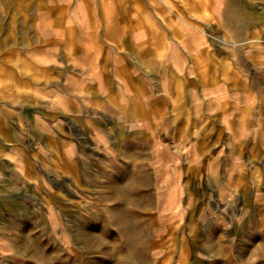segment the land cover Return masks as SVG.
Masks as SVG:
<instances>
[{"label":"crops","instance_id":"obj_1","mask_svg":"<svg viewBox=\"0 0 264 264\" xmlns=\"http://www.w3.org/2000/svg\"><path fill=\"white\" fill-rule=\"evenodd\" d=\"M21 5V23L11 30L8 22L0 41L7 51L0 61L3 212L10 179L23 187L80 165H90L89 175L110 163L134 167L128 178L140 186L143 147L158 192L173 184L187 196L205 179L227 215L238 189L251 182L264 207V36L253 46L206 40L214 28L198 21L221 19L223 0ZM244 30L228 33L258 27ZM3 237L0 264L9 248Z\"/></svg>","mask_w":264,"mask_h":264},{"label":"rangeland","instance_id":"obj_2","mask_svg":"<svg viewBox=\"0 0 264 264\" xmlns=\"http://www.w3.org/2000/svg\"><path fill=\"white\" fill-rule=\"evenodd\" d=\"M21 2L0 0V41L6 37L8 22H13L11 30L21 23L17 19L22 16ZM29 3L36 7L38 0H29ZM32 18V14H29L31 25ZM198 22L203 24L204 29L214 28L215 35L205 37L214 44L236 42L253 46L251 41H258L264 36V0H223L221 19H203ZM251 26L258 27V31L237 36L228 33L229 28L244 32L246 27ZM0 49V61L3 62L7 51L4 46ZM260 52L262 56L263 51ZM149 154V148L143 147L140 186L128 178L130 173L133 174L134 167L127 165L118 170L112 163L108 167L103 166V174L94 172L89 175L85 166L90 165H80L72 174L56 175L57 180L49 178V175L46 178H30L23 187L17 185V180L10 179L11 193L7 194L4 206L6 212L0 209V222L7 224L5 228L0 227V238L3 233V239L9 241L6 255L2 257L4 264H43L34 254L37 247L50 261L54 251L59 257L61 248L63 260L72 261L73 264H115L122 261L118 260L119 257L129 250L121 234L126 226L124 224L129 229L131 227L129 231L135 232L138 237L135 240L143 241L142 244L146 246L137 264H264V255L257 254L258 248L264 246V207L252 195L255 185L248 182L238 189V201L232 205L236 210L226 215L223 203L220 208L217 202L213 182L205 179L195 181L197 186L191 188L187 196V193L177 195L172 189L173 184H167L171 204L169 220L163 221L158 216V184L153 179L150 163L146 162ZM61 176L63 179H60ZM89 177L93 179L89 180ZM134 184L140 187V195H134ZM178 196L184 211L175 213V210L181 209L175 206ZM188 200L190 207L187 205ZM135 202H138L137 208L133 206ZM1 204H4L2 197ZM118 215L120 217L116 220ZM230 215L234 220L228 224L226 221L222 223L225 216ZM86 233L101 236L99 239L113 244V255L109 256V245L106 246L108 250H105L101 245L90 246L85 243L83 237ZM141 233L150 238L140 237ZM60 238L67 241L74 249V254L67 253ZM150 244L155 247L150 248Z\"/></svg>","mask_w":264,"mask_h":264},{"label":"bare ground","instance_id":"obj_3","mask_svg":"<svg viewBox=\"0 0 264 264\" xmlns=\"http://www.w3.org/2000/svg\"><path fill=\"white\" fill-rule=\"evenodd\" d=\"M248 25V24H247ZM250 37V36H249ZM256 38V37H255ZM254 38V39H255ZM262 38V37H261ZM263 41V40H262ZM247 44V43H246ZM253 45V44H252ZM139 183V182H138ZM137 183V184H138ZM133 189V188H132ZM168 189H169V186L167 185L165 188H164V190H162L161 192H158V202H157V208H158V216H159V218L160 219H162L163 221H167V220H169V208H170V204H171V194L168 192ZM133 192H134V190H133ZM130 200V199H129ZM132 200V199H131ZM147 202V204L146 205H148L149 206V202H148V200H146ZM130 203H132V201L130 202ZM176 204H175V206H176V209L177 208H180L181 207V200H180V196H178L177 197V199H176V202H175ZM133 205V204H132ZM133 206H135L136 208L138 207V202L136 203H134V205ZM152 207V206H151ZM20 209V208H19ZM47 211H49V213L51 212V210L50 209H47ZM130 212V211H129ZM119 215H118V217L116 218V220H118L119 219ZM138 220V219H137ZM137 222V221H136ZM153 222H155V221H153ZM117 223V222H116ZM148 224V223H147ZM263 224H264V222H263ZM124 225H126L125 226V228L124 229H122L123 231H122V235L124 236V238H125V242H126V244L128 245L127 247L129 248V250L126 252L127 254H125V255H123V256H121V257H119V259L118 260H122V261H117V263H115V264H137V262H138V260H141L142 259V257H143V254H142V251H143V249L146 247L145 246V244H142V242H138V241H136L135 239H138V237L136 238V235H135V232L134 231H129L130 229H131V227H130V229L128 228V226H127V224H124ZM135 225V224H134ZM154 226V225H153ZM141 227V226H140ZM148 227V226H147ZM146 227V228H147ZM103 228V227H102ZM135 228V227H134ZM139 228V227H138ZM137 228V229H138ZM104 229V228H103ZM139 229H141V228H139ZM139 231V230H138ZM149 232V231H148ZM139 233H140V231H139ZM87 234V233H86ZM121 236V235H120ZM99 237H101V236H97V235H93V234H91V233H89V234H87V235H84V237H83V239H84V242L85 243H88V245L90 244V246H92V245H101L103 248H105V250H108V249H106V246L107 245H109L110 247H111V245H113V244H107V242H105V240L104 239H99ZM122 237V236H121ZM140 237H142V238H146V239H149L150 238V236H148V235H145V234H143L142 235V233H141V235H140ZM62 238H60L59 240H60V242L62 243V247L63 248H65V250H67L68 252L67 253H69V254H74V249L72 248V247H70L69 245H68V243H67V241L66 242H64V241H62L61 240ZM75 242V241H74ZM110 243V242H109ZM145 243V242H144ZM154 243V242H153ZM152 243V244H153ZM158 245H159V243H158ZM61 246V245H60ZM150 246V248L151 247H155V245H149ZM99 247V246H98ZM114 247V246H113ZM259 250H258V253L257 254H259L258 256H260V255H264V246H260V248H258ZM35 250V256L38 258V260L41 262V263H43V264H55L56 262H58L59 264H73V262L72 261H67V260H63V258L61 257V256H63V251H62V249L60 248L59 249V251L61 252V255H60V252H59V257H57V255L55 254V253H57V252H53V254H54V256H52V258H50L51 259V261L49 260V258L47 257V256H45V255H42L41 254V252H40V250H39V248L37 247V248H35L34 249ZM111 250H112V247H111V249L109 250L110 252H109V256H112L113 254L111 253ZM226 250H228V249H226ZM84 251V250H83ZM113 251H115V250H113ZM108 253V252H107ZM55 255H56V257H55ZM108 255V254H107ZM115 256V255H114ZM112 258V257H111ZM115 258H116V256H115ZM113 259V258H112ZM114 261H116V260H114ZM260 261L262 262L263 260H261V258H260ZM57 263V264H58ZM92 263V262H91ZM155 263V262H154ZM94 264V263H93ZM96 264H100V263H96ZM108 264V263H107ZM139 264H141L140 262H139ZM149 264V263H148ZM253 264V263H252Z\"/></svg>","mask_w":264,"mask_h":264}]
</instances>
